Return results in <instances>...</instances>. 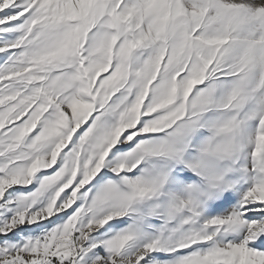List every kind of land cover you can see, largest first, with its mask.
Listing matches in <instances>:
<instances>
[{
    "label": "snow or ice",
    "instance_id": "snow-or-ice-1",
    "mask_svg": "<svg viewBox=\"0 0 264 264\" xmlns=\"http://www.w3.org/2000/svg\"><path fill=\"white\" fill-rule=\"evenodd\" d=\"M0 264H264V0H0Z\"/></svg>",
    "mask_w": 264,
    "mask_h": 264
}]
</instances>
